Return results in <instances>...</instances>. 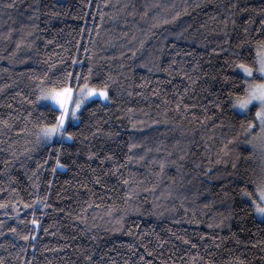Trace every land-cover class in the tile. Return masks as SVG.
Here are the masks:
<instances>
[{
	"label": "trees",
	"instance_id": "trees-1",
	"mask_svg": "<svg viewBox=\"0 0 264 264\" xmlns=\"http://www.w3.org/2000/svg\"><path fill=\"white\" fill-rule=\"evenodd\" d=\"M262 25L264 0H0L2 264H264V219L240 195L262 166L242 126L257 106L235 110L244 76L228 66L233 51L253 63ZM66 71L74 95L107 84L112 99L86 101L72 140L37 144L57 111L41 89ZM36 195L50 207L33 245L20 202Z\"/></svg>",
	"mask_w": 264,
	"mask_h": 264
},
{
	"label": "snow or ice",
	"instance_id": "snow-or-ice-1",
	"mask_svg": "<svg viewBox=\"0 0 264 264\" xmlns=\"http://www.w3.org/2000/svg\"><path fill=\"white\" fill-rule=\"evenodd\" d=\"M11 6L12 5H9V7ZM234 6L238 7V5ZM172 7L174 8L175 5H172ZM181 14V12H176L175 15L171 17V20L164 19L162 23H173ZM144 15H148L147 11H145ZM153 20L154 23L152 27H156L161 23L158 16L153 17ZM262 30H264V25H262ZM141 47H143V43L141 44ZM237 47H240V45H238ZM257 47L259 49V52L253 63H246L244 59H241V57L243 56L242 52L233 51L232 55L236 56L238 59L237 61H233L228 66L235 67L244 74L241 83L244 93H246V95L243 97L237 96V103L241 107L248 109L249 104H252L251 102L253 100L259 101V106L255 108L254 112L249 115L250 118H245L242 126L244 127L246 137H248L247 142L253 146L254 152L259 153L260 159L262 161L261 171L255 179L250 181V183L254 186L253 189L249 190L247 185H245L244 187L240 188V195L249 197L251 199L252 205L254 206V211L257 214L264 216V41L258 42ZM19 48L20 43H17V49ZM213 51H215V49H213ZM88 71L91 74L92 69L89 68ZM80 78L81 77L66 71L62 74L61 77H58L60 81L59 87L54 86L48 88L47 90L41 89L40 96L38 97V99H50L56 105H58L59 110L53 111L52 120L54 122L44 123L40 125L41 132L37 136V144H45L46 142L52 141V136H54L57 132L60 133V136L62 138L66 137L72 140L75 136V133L67 131L66 124L70 119H79L78 113L82 111V108L85 105L86 101H88L90 97H94L95 95H97V93L106 101H110L112 99L107 84H105L102 88H89L87 85H84L82 88H80L79 93L77 95H74V89L72 86H70L69 81L73 79L79 80ZM234 79L240 80L241 77L235 76ZM217 106L219 107L220 105ZM177 107L179 108V105ZM29 115H31V113H29ZM4 123L7 124V121H5ZM78 127L79 126H77V128ZM257 129H259V131H257ZM97 131H99V129H97ZM129 147L130 149H132L135 148L136 145L133 144ZM151 151V148H146L145 155L141 156L140 159L144 160L147 153H150ZM157 151H160L159 147H157ZM90 155L95 156L96 153H90ZM105 159H111V157H105ZM126 159L130 161L133 159V157L129 155ZM43 163L47 164L48 161L44 160ZM156 163H158L160 172L162 173L166 167L167 161L160 160L156 161ZM55 164L56 167H67V165L61 163V158L58 154L55 159ZM124 166L125 165L123 164L120 165V167ZM40 167H42V165L38 163L37 169H39ZM56 167L52 169L53 173H55ZM232 167L236 168L237 164L233 162ZM96 182L99 183V179H97ZM123 183L128 184L129 180H124ZM35 187H38V185H36ZM131 195L132 194L129 193V196ZM169 195H171V193H169ZM225 195H228V193H225ZM129 202L130 201L128 199L124 201L126 205H128ZM20 204L22 205L23 209L29 210L32 216L30 221V230L28 234L23 235L21 238L34 245V242L39 239L38 235H34V233L40 230H43L44 232L48 231V228L42 227L41 220L37 218V205L42 204L45 209L49 208L50 205L46 202L45 198H42L39 195H36L32 203H26L21 200ZM6 207V204L0 203V209H5ZM15 208L17 209L15 219L20 220V217L18 215L20 205H15ZM121 211L123 214L118 217L116 221L117 224H120L124 221L125 216L128 214L129 208L126 207ZM131 211H139V209L132 208ZM45 214L46 213L42 212L41 216ZM111 214L112 211L109 210V215ZM229 214L231 215V213ZM5 215L7 216L8 212H5ZM225 219H227V217H225ZM220 223L221 225H223L224 221L221 220ZM5 226V222L0 220V229L4 228ZM7 227L9 232L13 233L16 236H20V233L17 232V226ZM209 227L211 228L213 227V225L210 224ZM3 235L4 232L0 231V236ZM86 259L88 261V264H91L92 257L88 256ZM141 259H143V257H141ZM0 264H2V258H0ZM241 264H243V262H241Z\"/></svg>",
	"mask_w": 264,
	"mask_h": 264
},
{
	"label": "rangeland",
	"instance_id": "rangeland-1",
	"mask_svg": "<svg viewBox=\"0 0 264 264\" xmlns=\"http://www.w3.org/2000/svg\"><path fill=\"white\" fill-rule=\"evenodd\" d=\"M243 74V73H242ZM243 76H244V74H243ZM42 103L43 104H48V105H50L51 107H53L54 109H56L57 111L59 110L58 109V105H56L53 101H51L50 99H44V101H42ZM71 106V105H70ZM250 106H259V102L258 101H254ZM249 106V107H250ZM234 108H235V110L237 111V112H240V113H243L244 111H240L239 109H237L235 106H234ZM257 131H259V129H257ZM58 137H60V136H57V137H54V138H58ZM53 138V139H54ZM250 146H251V149L253 150V146L251 145V144H249ZM256 154L259 156V153L258 152H256ZM255 214H256V216L259 218V219H264V216H261V215H259V214H257L256 212H255Z\"/></svg>",
	"mask_w": 264,
	"mask_h": 264
},
{
	"label": "clouds",
	"instance_id": "clouds-1",
	"mask_svg": "<svg viewBox=\"0 0 264 264\" xmlns=\"http://www.w3.org/2000/svg\"><path fill=\"white\" fill-rule=\"evenodd\" d=\"M246 95V93H244V95L243 96H245ZM254 101H256V100H253L251 103H253ZM259 102V101H258ZM251 104H249V106H250ZM234 106L237 108V109H239L240 111H247V109L246 108H243V107H241L238 103H237V97L234 99ZM40 132H41V128H40V126L36 129V135L38 136V134H40ZM57 136H60V133L59 132H57L54 136H52V139L54 138V137H57Z\"/></svg>",
	"mask_w": 264,
	"mask_h": 264
}]
</instances>
